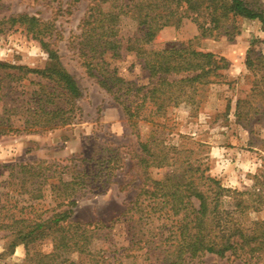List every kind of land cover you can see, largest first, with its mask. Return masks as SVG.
Segmentation results:
<instances>
[{
    "label": "trees",
    "instance_id": "1",
    "mask_svg": "<svg viewBox=\"0 0 264 264\" xmlns=\"http://www.w3.org/2000/svg\"><path fill=\"white\" fill-rule=\"evenodd\" d=\"M2 6L0 0V33L23 27L40 42L47 61L41 68L0 61V134L72 123L80 108L77 100L82 90L62 63L55 44L59 33L55 23L27 12L3 15ZM241 18L264 24L260 1L88 0L75 35V48L86 72L122 105L136 135L139 149L134 154L140 181L123 214L132 213L138 229L127 245L115 250L96 249L95 235L128 219L116 217L110 225L72 219L79 197L97 186L93 184L100 171L75 162L19 164L17 183H9L16 186L14 192L32 200L31 209L24 211L21 206L17 215L7 205H0V215L5 208L9 219L0 221V229L8 230L10 251L24 243L26 255L20 264H80L68 256L72 253L87 257L90 264H119L135 256L136 251H143V256L159 254L161 264H189L207 253H229L249 264H264V220L245 219L248 210L258 211L264 206V172L255 176L252 189H231L212 176L200 159H189V149L153 135L166 127L172 108L197 106L200 88L221 82L228 62L212 51L196 49L192 40L182 47L147 49L146 45L162 28L180 26L185 19L197 25L199 35L195 38L225 35L232 39L241 32ZM126 26L132 32L124 39L121 32ZM122 50L134 51L141 60L148 73L146 84L125 79L111 66L108 54L116 59ZM251 51L245 61L254 76L251 93L264 101V55L253 57ZM30 78L35 86L21 87L22 81ZM252 107L250 100L239 99V118H248ZM140 122L146 123L151 133L145 139L138 129ZM99 162L102 169L112 173L117 156ZM165 167L170 168L169 173L160 178L152 176L151 169ZM2 196L0 202L4 201ZM48 197L55 206L35 209L34 202L40 204ZM227 197L231 199L230 207L224 206ZM12 200L5 198L15 208L19 200L16 198L13 204ZM43 240L51 243V249L33 250L32 245Z\"/></svg>",
    "mask_w": 264,
    "mask_h": 264
},
{
    "label": "rangeland",
    "instance_id": "2",
    "mask_svg": "<svg viewBox=\"0 0 264 264\" xmlns=\"http://www.w3.org/2000/svg\"><path fill=\"white\" fill-rule=\"evenodd\" d=\"M259 1L264 9V0ZM87 4L88 0H3V15L27 12L55 23L59 31L56 47L62 63L77 79L82 95L77 100L80 108L76 118L66 126L0 134V195L4 198L0 205H7L6 208L9 207L17 215L21 206L25 207L24 211L31 209L29 204L32 200H25L26 194L14 192L16 186L9 183H17L18 178L15 177L19 164L45 161L89 165L92 170L100 171L93 184L97 186L79 197L72 219L110 225L116 217H128L126 221H118L111 229H103L95 235L93 244L96 249L115 250L127 245L131 234L138 229L135 216L131 218L132 213L123 212L134 199L140 181L134 154L139 147L122 105L86 72L78 57L75 35L79 32L78 25ZM239 26L241 32L232 39L225 35L195 38L199 35L197 25L185 19L180 26L162 28L146 48L182 47L192 40L196 49L212 51L227 60L222 81L201 87L197 106L182 104L172 108L166 127L153 135L189 149V159H200L203 167H208V172L223 186L242 191L252 189L255 176L264 172V101L251 93L254 76L245 64L249 50H252L253 57L264 55V24L257 19L241 18ZM131 32L126 26L121 33L127 39ZM109 55L107 59L112 60L111 66H115L118 75L139 85L147 83L148 73L134 51L122 50L121 56L116 59H111ZM0 61L41 68L46 64L47 55L31 33L15 26L0 33ZM31 79L23 80L21 87H34ZM239 99L250 100L253 106L246 119L239 118L236 109ZM248 107L246 105L245 109ZM138 129L143 139L151 134L144 122L138 124ZM111 155L117 156V167L112 173L102 169L99 162ZM169 172L168 167L151 169L155 178ZM103 181L104 186H100ZM5 198H13L12 204L18 198V205L14 208L5 202ZM34 203L35 209L46 210L55 206V201L49 197L40 204ZM224 206H231L229 197L225 199ZM5 215L4 208L0 221L9 220ZM245 219L264 220V206L258 211L248 210ZM7 234L8 230L0 229V264H20L26 255L25 245L20 243L10 251ZM51 247L48 240L32 245L33 250L44 252ZM119 251L115 254L118 255ZM142 252L136 251L135 256L124 258L119 264H161L162 256L159 254L143 256ZM68 256L80 261V264H90L87 257L75 253ZM189 264L249 263L229 253L225 256L207 253L194 258Z\"/></svg>",
    "mask_w": 264,
    "mask_h": 264
}]
</instances>
